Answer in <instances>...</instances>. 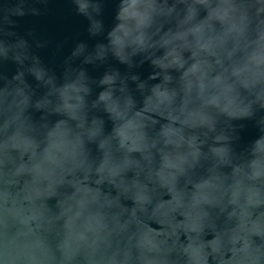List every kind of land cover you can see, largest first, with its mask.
Listing matches in <instances>:
<instances>
[{"label": "clouds", "instance_id": "1", "mask_svg": "<svg viewBox=\"0 0 264 264\" xmlns=\"http://www.w3.org/2000/svg\"><path fill=\"white\" fill-rule=\"evenodd\" d=\"M47 3L0 4V264H264V0H71L59 76L16 31Z\"/></svg>", "mask_w": 264, "mask_h": 264}, {"label": "water", "instance_id": "2", "mask_svg": "<svg viewBox=\"0 0 264 264\" xmlns=\"http://www.w3.org/2000/svg\"><path fill=\"white\" fill-rule=\"evenodd\" d=\"M5 0H0V4H4ZM118 0H103L102 19L106 29H110L114 23V17L117 9ZM203 15V13H202ZM18 25L16 31L25 36L30 42L33 40L41 41L44 47L35 48V52L43 62L50 68L54 69L57 75H61L63 63L67 56L70 55L72 49L79 42H86L89 47L94 46L96 39L90 38L87 32V21L73 10L71 0H48L47 7L40 16H26L17 18ZM31 33V36L27 34ZM111 67L119 69L122 73L129 71L126 66L120 65L117 61L109 62ZM105 66H86L88 74L94 79H98L105 71ZM142 80H147L153 75V68L149 62L138 63V66L132 69ZM16 72V65L12 62L0 63V75L9 78ZM175 75V74H174ZM30 83H33L30 80ZM134 88V85H132ZM99 89H95L98 92ZM137 101H141L142 97L136 93ZM36 116L39 114L36 113ZM106 119V130L110 131L112 124ZM242 128L238 129L239 140L236 143L238 150H243L252 141H254L261 133L254 121H240ZM95 154V148L93 146ZM151 227L158 228L156 224ZM207 238H211V235Z\"/></svg>", "mask_w": 264, "mask_h": 264}]
</instances>
